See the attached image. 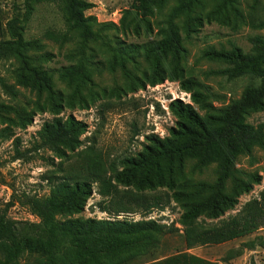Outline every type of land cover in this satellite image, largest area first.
I'll return each instance as SVG.
<instances>
[{
    "label": "trees",
    "instance_id": "trees-1",
    "mask_svg": "<svg viewBox=\"0 0 264 264\" xmlns=\"http://www.w3.org/2000/svg\"><path fill=\"white\" fill-rule=\"evenodd\" d=\"M208 1L214 2L211 11H205ZM49 2L61 12L63 28L29 37L33 5H28L26 17L8 23L10 38H0V141L13 139L16 159L26 157L20 149L22 139L17 130L28 129L37 112H49L54 117L38 131L35 151L47 148L66 156L67 151L80 148L88 125L73 115L61 114L77 105L88 108L90 100L84 92L93 85L94 72L114 73L119 69L130 80L132 72L128 65L136 64L138 57L149 64L150 70L134 91L166 81L179 82L181 89L191 95L192 103L180 99L171 102L169 111L176 118L175 125L166 137L146 135L137 154L109 162L93 151L83 159L80 170L70 169L63 176L48 177L49 195L27 203L41 220L34 233L21 235L17 231L8 217L15 203H8L0 211V252L5 255L0 264H21L20 257L25 252L35 258L36 264L130 263L157 249L162 237L176 230L146 219L154 208H164L158 198L147 197V192L158 189L170 191L172 199L182 205L181 224L188 249L241 239L263 227L264 193L263 202L250 203L237 215L224 217L235 210L242 195L261 183L258 175L248 176L238 169L237 162L241 156L253 158L256 148L264 149V124L249 121L252 114L264 111V36L250 38V52L232 44L229 50L210 47L202 53V59L226 65L216 74L231 81L244 77L253 81L241 99L218 107L204 84L185 77L184 62L188 58L185 40L206 23L224 22L231 15L238 17L239 0H134L121 19V30L125 33L140 34L141 30L153 33L150 18L173 5L155 37L141 44L117 41L115 45L106 42L105 35L118 27L114 23H100L86 14L94 8L93 3ZM180 18L185 19L182 25ZM257 28L264 29V20ZM45 39L61 45L77 39L81 53L93 43H102L109 56L94 61L85 55L59 68V80L71 91L66 98L56 89L55 71L45 66L54 58L44 49ZM6 63L11 64L13 81L3 74ZM22 88L35 92V111L15 104ZM188 161L195 162L193 173L215 165L216 179L212 182L190 179L186 175ZM95 192L103 198L99 203L101 211L115 217H74L85 212ZM132 204L145 213V218L118 219L121 213H130ZM148 264L215 263L180 254Z\"/></svg>",
    "mask_w": 264,
    "mask_h": 264
},
{
    "label": "rangeland",
    "instance_id": "rangeland-1",
    "mask_svg": "<svg viewBox=\"0 0 264 264\" xmlns=\"http://www.w3.org/2000/svg\"><path fill=\"white\" fill-rule=\"evenodd\" d=\"M86 1L94 4V8L88 11L87 15L96 17L100 23H114L118 27L105 35L106 42L110 41L113 45L117 41L141 44L155 37L173 5L169 4L165 10L150 18L153 33L148 34L141 30L140 34H136L121 30V19L134 0ZM28 5H33L28 24L29 37H40L48 29L64 27L61 12L49 0H0V38H10L7 31L8 23L15 18L26 17ZM213 9L214 2L208 1L205 11ZM238 11V17L231 15L224 22L213 20L206 23L197 34L185 40L188 49V58L184 62L185 77L195 78L204 84L211 94L212 101L218 107L241 99L245 89L253 81L248 77L231 81L226 76L216 74L226 68V65L202 59L203 51L210 47L229 50L232 44H236L245 52H250L252 49L250 38L264 36V29L257 28L260 21L264 20V1L255 5L254 0H239ZM184 20V18L178 20L180 25ZM43 44L45 51L52 53L54 57L52 62L45 66L55 71L56 89L66 98L71 91L59 80L57 73L59 68L85 55L87 58H94V61H103L109 56L102 43L89 45L83 53L77 39L63 45L45 39ZM10 66V63H6L3 74L13 81ZM128 67L132 72L130 80L119 69L114 73L108 70L94 72L93 85L84 92V96L90 100L88 108L77 105L73 109H65L61 114L73 115L88 125V132L82 137L84 144L75 152L67 151L66 156H61L47 148L35 151L38 131L44 122L54 117L49 112H37L33 124L28 129L17 130L18 136L22 139L20 149L26 153L25 158L16 159L13 139L0 141V211L8 203H15V206L10 208L8 217L21 235L34 233L40 224L41 220L32 213L27 203L30 199H44L49 195L50 186L46 180L48 177L63 176L70 169L80 170L84 165L83 159L93 151L109 162L137 154L142 149L146 135L155 133L166 137L169 129L175 125L176 118L164 108L166 99L176 95L186 99L187 103H192L191 95L181 89L179 82L168 81L170 84H166V81L158 90H153L154 86L147 85L134 91L150 67L142 57H138L137 63L129 64ZM21 91L22 94L15 104L35 111L37 106L35 92L29 88H22ZM249 121L255 125L264 124V111L252 114ZM194 163L188 161L187 177L194 181L208 182L216 179L215 165L207 167L200 173H193ZM237 168L248 176L258 175L261 177V183L255 185L249 194L242 195L235 210L229 211L224 218L237 215L250 203L263 202L264 149L256 148L253 158L241 156ZM147 197L158 198L162 202L161 207L164 208H154L146 219L152 216L162 225L174 227L176 230L164 235L157 249L127 264H148L180 254L195 256L215 264H264V225L241 239L188 249L184 238V226L181 224L184 212L182 205L176 203L172 199V193L166 189L147 192ZM102 200L103 198L95 192L89 199L85 212L74 217L113 219L115 216L101 211L99 203ZM134 205L132 204L130 213H121L117 218L134 220L145 218V213ZM4 258L5 255L0 252V260ZM20 263L36 264V261L30 253L25 252L20 257Z\"/></svg>",
    "mask_w": 264,
    "mask_h": 264
},
{
    "label": "built area",
    "instance_id": "built-area-1",
    "mask_svg": "<svg viewBox=\"0 0 264 264\" xmlns=\"http://www.w3.org/2000/svg\"><path fill=\"white\" fill-rule=\"evenodd\" d=\"M166 84H170V83L167 81ZM161 86H164V84L156 85V86H154V87H152V88H153V90H158ZM188 98L190 99V96H188ZM177 99H181V100H183V102H185V103L188 102V101H187L186 99H184V98H181V97H179V96L173 95L172 98H170V99H168V100L166 99V100L164 101V105H165L164 108H165L166 110H169V104H170L171 102L177 100ZM149 219L157 220L156 218H154V217H152V216H150ZM157 221H159V220H157ZM159 222H160V221H159Z\"/></svg>",
    "mask_w": 264,
    "mask_h": 264
}]
</instances>
